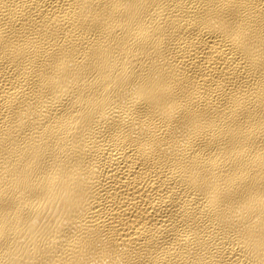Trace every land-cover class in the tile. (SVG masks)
I'll return each mask as SVG.
<instances>
[{"label": "bare ground", "instance_id": "bare-ground-1", "mask_svg": "<svg viewBox=\"0 0 264 264\" xmlns=\"http://www.w3.org/2000/svg\"><path fill=\"white\" fill-rule=\"evenodd\" d=\"M0 264H264V0H0Z\"/></svg>", "mask_w": 264, "mask_h": 264}]
</instances>
